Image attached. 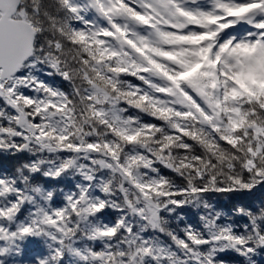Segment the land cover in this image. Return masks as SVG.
Segmentation results:
<instances>
[{
	"label": "snow or ice",
	"instance_id": "obj_1",
	"mask_svg": "<svg viewBox=\"0 0 264 264\" xmlns=\"http://www.w3.org/2000/svg\"><path fill=\"white\" fill-rule=\"evenodd\" d=\"M0 264H264V0H0Z\"/></svg>",
	"mask_w": 264,
	"mask_h": 264
}]
</instances>
